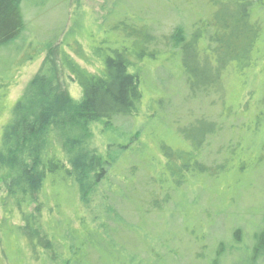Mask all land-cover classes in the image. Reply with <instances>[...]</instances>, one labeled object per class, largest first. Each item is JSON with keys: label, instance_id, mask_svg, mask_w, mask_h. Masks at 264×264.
Listing matches in <instances>:
<instances>
[{"label": "rangeland", "instance_id": "374dc122", "mask_svg": "<svg viewBox=\"0 0 264 264\" xmlns=\"http://www.w3.org/2000/svg\"><path fill=\"white\" fill-rule=\"evenodd\" d=\"M247 3L251 7L247 21L258 26L249 64L246 57L229 59L219 73L215 94L191 96L180 53L169 52L165 37L181 26L189 39L200 25H209L212 30L218 23L227 26L225 35L230 40L238 26L235 20L242 9L240 0H21L25 30L14 43L0 47V151L14 106L25 100L32 79L44 69L56 76L58 101L79 97L78 85L68 77L60 60L65 48L61 40L67 32L73 29L86 54L96 46L118 48L123 40L132 51L138 49L139 44L133 46L112 28L123 17L135 25L145 23L153 35L148 51L156 54L155 58L144 59L139 65L143 94L139 113L111 123L91 124L85 134L86 142L102 152L108 143L114 144L112 149L118 144L126 146L122 151L117 149L120 155L110 180L113 191L128 186V197L117 194L106 200L121 223L106 220L110 233L105 234V246L89 257L95 264L264 263V258L253 262L251 250L264 215V7L258 0ZM67 39L72 42L73 36ZM197 48L206 50L204 38L198 40ZM207 57L212 63L214 55L208 52ZM199 119L214 121L216 129L205 138L206 152L200 159L207 166L218 164L231 145L227 162L214 175H187L185 183L168 191L165 200L164 191L156 190L159 185L155 179L162 178L164 189L172 186L169 168L177 159L171 156L168 165L163 162L160 146L166 144L174 154L192 151L182 131ZM55 131L59 149L67 154L70 135L64 127ZM10 173L8 166L0 164V197L5 194ZM130 174L134 175L129 180L122 179ZM68 191L67 184L57 182L51 192L46 187L45 193H52L51 200L57 203L64 201ZM86 205L81 213L89 220L93 210L89 202ZM77 208L75 201L73 206L53 210L50 216L46 206L41 209L36 200L27 206L36 222L50 216L53 224L62 215L74 225ZM2 218L0 206V221ZM12 222L24 225L21 212L15 210ZM23 244L18 251L13 243L0 242V264H37L33 250ZM37 250L42 251L40 246ZM45 252L53 257L50 250Z\"/></svg>", "mask_w": 264, "mask_h": 264}, {"label": "trees", "instance_id": "16d2710c", "mask_svg": "<svg viewBox=\"0 0 264 264\" xmlns=\"http://www.w3.org/2000/svg\"><path fill=\"white\" fill-rule=\"evenodd\" d=\"M258 1L264 7V0ZM240 3L242 9L235 20L238 26L230 35V40L225 35L227 26L218 23L212 30L209 25H200V30L189 39H186L181 26L165 37L169 52L176 50L180 53L184 80L191 96L215 94L219 90V73L229 59L243 60L246 57V65L249 64L258 26L247 21L251 8L247 0H240ZM112 28L121 32L123 39L130 40L133 46L139 44L138 49L132 51L123 40L118 48L96 46L90 54H86L85 45L73 29L70 30L61 40L65 48L62 47L60 60L68 77L78 85L79 97L58 101L55 95L58 93L56 76L50 74L48 68L44 69L32 79L25 100L14 106L12 121L3 134L0 164L8 166L11 175L5 184V194L0 197L3 208L0 242L4 245L13 243L18 251L22 250L24 242L27 248L33 250V261L37 264H95L89 257L105 246V234L110 233L106 220L118 225L121 223L112 209L113 205L106 200L113 199L117 194L123 199L128 197V186L124 190L113 191L110 180L114 177L112 171L120 155L117 149L122 151L126 146L118 144L112 149L114 144L108 143V149L102 152L86 142L85 134L89 133L91 124L100 121L111 123L117 118L135 117L139 113L143 98L139 65L144 59H154L156 54L148 51L153 35L145 23L135 25L123 17ZM24 30L21 0H0V47L14 43ZM70 34L72 42L67 39ZM201 37L206 50L197 48ZM208 52L214 55L212 63L207 57ZM81 61L94 69L89 70ZM199 120L182 131L192 145V151L185 155L179 151L174 154L166 144L160 146L163 162L168 165L171 156L177 159L169 168L172 186L164 189L162 178L155 179L159 185L156 190L164 191V199L168 198V191L185 183L187 175L193 176L197 172L214 175L227 162L231 145L225 149L226 157L218 164L207 166L200 159L201 154L206 152L205 138L214 135L216 129L214 121ZM57 127H64L70 135L67 154L58 147L55 138ZM132 175L122 179L127 181ZM57 182L67 184L69 191L63 202L56 203L51 200L52 193L46 195L45 190L47 187L51 192ZM150 189L154 190L153 187ZM39 196L42 198L40 201ZM32 200H36L41 209L46 206L50 216L53 210L73 206L76 201L78 208L74 213L77 225L62 215L54 225L50 216L48 220L36 222L27 209ZM87 200L93 210L89 220L81 213V209L87 208ZM48 201L53 204L49 205ZM15 210L21 212L23 226L12 222ZM39 246L42 251L37 250ZM45 250H50L53 257L44 253ZM251 250L253 262L264 258V215Z\"/></svg>", "mask_w": 264, "mask_h": 264}]
</instances>
